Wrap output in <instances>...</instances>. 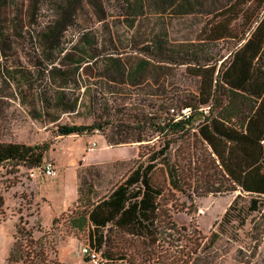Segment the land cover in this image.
<instances>
[{
    "label": "trees",
    "instance_id": "obj_1",
    "mask_svg": "<svg viewBox=\"0 0 264 264\" xmlns=\"http://www.w3.org/2000/svg\"><path fill=\"white\" fill-rule=\"evenodd\" d=\"M189 17L201 19L195 38L173 40V21ZM75 29L77 43L62 41ZM18 46L33 49V70L11 60ZM0 57V83L21 96L23 86L36 89L40 110L56 112L52 122L91 120L57 126V136L107 131L111 147L148 143L105 196L82 200L79 186L52 232L62 224L85 233L105 264H191L204 238L173 220L186 209L174 195L238 192L218 234L249 221L251 238H262L264 0H0ZM179 72L195 79L193 90ZM49 148L0 142V167L38 169ZM36 232L19 220L8 264H59L52 232Z\"/></svg>",
    "mask_w": 264,
    "mask_h": 264
},
{
    "label": "rangeland",
    "instance_id": "obj_2",
    "mask_svg": "<svg viewBox=\"0 0 264 264\" xmlns=\"http://www.w3.org/2000/svg\"><path fill=\"white\" fill-rule=\"evenodd\" d=\"M200 26L201 19L198 17L174 20L171 26L172 39L177 41L194 39ZM79 35L75 29L68 32L62 41L75 44ZM230 45L231 42L224 43L225 48ZM9 55L12 56L11 60L20 59L26 62L27 68L33 70L29 65V60L35 58L31 47L18 46ZM1 62L4 61L0 57ZM1 66L0 64V75ZM176 80L181 86L189 90L194 89L195 79L189 75L179 72ZM30 81L36 82L35 79ZM18 90L14 84L0 83V142L29 146L50 145V148L38 169H27L13 163L0 167V264H8L7 258L20 219L28 223V228L33 229L35 237L40 236L36 232L37 228L52 232L53 215H58L55 217L58 218L62 212L75 207L72 204L76 200L77 177L82 200L86 197L101 198L127 176L137 159L138 149L148 144L146 142L122 144L117 147L127 148L113 150L117 147H111L106 143L111 147L110 150H113L103 152L101 157L106 158V162L87 164L85 161L89 153L87 149L93 143L85 146L83 136H57L56 127L87 125L91 120L84 116L61 115L57 121L52 122L51 119L56 117V112L50 109L40 110V97L36 95V89L23 86L22 96ZM40 90H44V84ZM83 112L85 113V110ZM105 134L107 131L95 132L92 135L95 136L92 137L93 142L98 143L95 149L100 152ZM116 158H122L124 161H114ZM93 159L94 155H91L87 161ZM48 162L52 163L56 170L55 177L47 176L40 170ZM237 194L238 192L215 196L210 194L198 198L193 194L191 199L174 195L176 204H184L186 209L173 214V220L179 226L191 225L204 238L202 247L193 257L191 264H264V235L259 240L252 239L249 221L243 227L236 228V225L227 227L222 234H218V226H214L215 222H220ZM199 211L203 213L199 214ZM214 234H218V237L215 243L210 245ZM49 238V241H53L59 264H105L100 258L95 262L89 260L88 255L83 253V248L87 244L85 233L67 234L61 224Z\"/></svg>",
    "mask_w": 264,
    "mask_h": 264
},
{
    "label": "crops",
    "instance_id": "obj_3",
    "mask_svg": "<svg viewBox=\"0 0 264 264\" xmlns=\"http://www.w3.org/2000/svg\"><path fill=\"white\" fill-rule=\"evenodd\" d=\"M74 136V135H73ZM83 137H85V142H84V145L86 146V145H89V144H91V143H95V147L97 146V144L98 143H96L95 141L93 142V138L92 137H95V136H83ZM129 147V146H128ZM110 148L111 147H109L107 144H106V141L105 140H102L101 141V152H100V150H96L95 148L92 150V151H90L88 154H87V156H86V158H85V161H86V163L87 164H103V163H105L106 162V158H104V157H101L102 156V154H104L103 152L104 151H106V152H109V151H113V150H117V149H123V148H127V147H117V148H115V149H111L110 150ZM92 152V153H91ZM91 155H94V159L93 160H91V161H87V159L91 156ZM114 161H124L122 158H116V160H114ZM78 187H79V185H78V177H77V192H76V200H75V202L77 201V198H78ZM42 201H44V199L42 200ZM75 202L72 204V206L75 204ZM71 206V207H72ZM70 208V207H69ZM68 208V209H69ZM67 209V210H68ZM66 212V211H65ZM62 213H64V212H62ZM61 215V214H60ZM54 217H53V219L55 218V217H57L56 215H53Z\"/></svg>",
    "mask_w": 264,
    "mask_h": 264
},
{
    "label": "built area",
    "instance_id": "obj_4",
    "mask_svg": "<svg viewBox=\"0 0 264 264\" xmlns=\"http://www.w3.org/2000/svg\"><path fill=\"white\" fill-rule=\"evenodd\" d=\"M95 148V144H91L90 147H88L87 151L90 152ZM45 175L50 176V177H55L56 176V170L53 166L52 163L48 162L45 163L42 169H40ZM30 177H32V172H30ZM202 211H199V214H202ZM83 253L85 255H88L89 260L96 261L99 258V255L95 252H93L87 245L84 246L83 248Z\"/></svg>",
    "mask_w": 264,
    "mask_h": 264
}]
</instances>
